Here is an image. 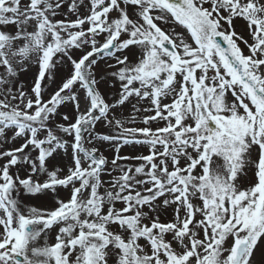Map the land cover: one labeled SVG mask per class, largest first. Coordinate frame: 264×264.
I'll return each instance as SVG.
<instances>
[{"label":"snow or ice","instance_id":"1","mask_svg":"<svg viewBox=\"0 0 264 264\" xmlns=\"http://www.w3.org/2000/svg\"><path fill=\"white\" fill-rule=\"evenodd\" d=\"M0 264H264V0H0Z\"/></svg>","mask_w":264,"mask_h":264}]
</instances>
